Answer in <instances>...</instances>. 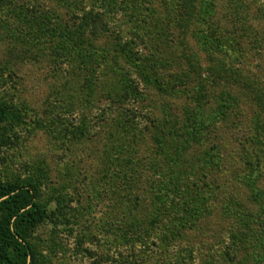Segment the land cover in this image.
<instances>
[{"label": "rangeland", "instance_id": "obj_1", "mask_svg": "<svg viewBox=\"0 0 264 264\" xmlns=\"http://www.w3.org/2000/svg\"><path fill=\"white\" fill-rule=\"evenodd\" d=\"M104 1L0 0V102L22 115L0 126V179L37 181L53 217L32 235L36 264H264V0ZM96 13L105 31L76 32ZM49 28L84 50L53 57ZM85 47L114 66L115 94L87 90ZM188 183L205 211L184 227L165 213Z\"/></svg>", "mask_w": 264, "mask_h": 264}, {"label": "trees", "instance_id": "obj_2", "mask_svg": "<svg viewBox=\"0 0 264 264\" xmlns=\"http://www.w3.org/2000/svg\"><path fill=\"white\" fill-rule=\"evenodd\" d=\"M105 4L103 5L105 9H109L114 6L115 3H112L111 0H108L107 3L104 1ZM185 3V2H183ZM182 3V4H183ZM112 4V7H111ZM28 10V9H27ZM33 13V12H31ZM35 16V15H34ZM105 15L101 13H96L95 16L92 15H82L81 22L79 24L77 23V27H75L76 32H81L84 35H87L89 33L92 34H98L96 31L97 29H100V31H105V27L107 25L105 24ZM186 17V16H185ZM46 20L50 22V20L45 16ZM184 19V17H182ZM47 23V22H46ZM50 29V30H49ZM49 33L47 34L53 37L51 45V53L52 56H56L54 53L56 51H61L63 54V58L69 57L70 54L67 53V51H71V49L74 51L76 49L74 48H80L81 50H84L81 46V39L79 34L75 35L76 32L67 31V29H57L49 28ZM99 31V32H100ZM215 31L208 29L204 31L203 35L201 36L202 39L210 38L212 41L219 43L216 46L219 47V45H222L221 41H224L223 39H219V42L214 37ZM43 34V33H42ZM41 34V35H42ZM158 35L154 39V36ZM46 36V37H47ZM169 32L168 28L167 31H159L156 29V32L154 35H151V39L158 41H169ZM75 37V38H73ZM50 38V37H49ZM133 40L127 41L128 45L121 46L119 50L122 52L124 50H129L130 45ZM206 44V43H205ZM117 48V47H116ZM215 48V47H214ZM210 49V47H208ZM118 50V49H116ZM61 53V54H62ZM72 53V52H71ZM131 53V51H130ZM132 56H137L136 53H133ZM190 58V57H189ZM82 63L84 65H87V68L90 71V76L86 78V84L87 90L93 91V78H95L96 81L99 82V85L101 86V96L103 98L108 94H115L116 89H110L109 87H106L107 84H109V81L105 79V76L103 75V69L108 67L115 71V68L113 65H110L111 62L106 59V57H103L102 55H99L97 53H91L89 47H85V51L83 55H81ZM143 72V71H141ZM99 75V77L97 76ZM135 75H138L135 73ZM137 77V76H136ZM141 77V76H140ZM125 78V77H124ZM130 78H126V82L122 81L125 86L128 88L125 92H132L136 93L139 89V82L134 77L129 81ZM143 79V78H142ZM124 80V79H121ZM147 80L149 83L148 85L151 86L154 84L155 86L158 85V87L164 86V79L162 76L158 74H153L151 77H147ZM130 83V85L128 84ZM157 84V85H156ZM125 87V88H126ZM125 92L122 93V96L124 97ZM206 90H204L202 93L198 96V98H195V101L197 102L196 108L201 113V105H206L204 103H201V96L204 97ZM142 93V92H141ZM22 115L17 111H10L7 109L1 102H0V126L6 122L11 121H21ZM207 119H209L206 116ZM211 115V119H212ZM196 117H189V125L192 126V134L190 133V137H193L194 140H197L195 142H199L198 139H200V132L201 127L203 124L202 120H196ZM194 129V131H193ZM189 133V132H188ZM72 134H75V132L72 129ZM199 137V138H198ZM178 143V142H177ZM180 144L181 148L184 145V141H181ZM178 161V159H174V162H172L175 166H178L179 163H175ZM181 166V165H179ZM215 167V166H214ZM179 171V169H178ZM178 171H173L175 177L177 176ZM179 175V174H178ZM207 175H193L192 177H200L204 180V182H209ZM175 181H178V178H175ZM191 184V183H188ZM186 185L184 188V193L182 194L180 190L178 192L180 193L181 197H177V199H171V201L167 202V204L172 202L171 207L168 205V209L166 208V216L170 217L171 215L175 216L179 224H182L184 227H186L188 224L186 223L188 221L189 217L194 218L197 213H202L203 207H204V201H202L203 198H200L198 194H200L202 191L194 186ZM211 185V183H209ZM192 187V188H191ZM206 187L209 188V185H206ZM169 190V189H168ZM173 188L170 187L169 192H171ZM175 190V189H174ZM190 192V193H189ZM173 195H175V192H172ZM202 194V193H201ZM39 186L37 181H34L32 179H28L26 181H19V182H8V181H2L0 179V264H36L37 259V252L35 251L33 245H32V235L36 231V229L41 226L43 223H45L48 220H53V217L47 212L46 206L41 204L39 202ZM206 199V198H205ZM202 207V208H201ZM171 212V215H168V213ZM174 221V220H173ZM176 227L175 221L170 225V227H167L165 230L166 232L174 233V229Z\"/></svg>", "mask_w": 264, "mask_h": 264}]
</instances>
